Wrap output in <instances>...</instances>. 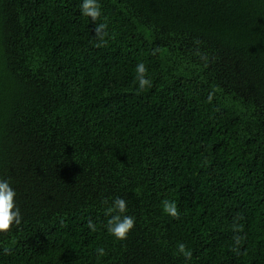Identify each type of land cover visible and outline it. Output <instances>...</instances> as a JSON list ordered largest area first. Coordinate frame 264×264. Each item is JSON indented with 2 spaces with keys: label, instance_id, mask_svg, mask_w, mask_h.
Masks as SVG:
<instances>
[{
  "label": "trees",
  "instance_id": "trees-1",
  "mask_svg": "<svg viewBox=\"0 0 264 264\" xmlns=\"http://www.w3.org/2000/svg\"><path fill=\"white\" fill-rule=\"evenodd\" d=\"M81 2L0 0V264H264V0Z\"/></svg>",
  "mask_w": 264,
  "mask_h": 264
},
{
  "label": "clouds",
  "instance_id": "clouds-1",
  "mask_svg": "<svg viewBox=\"0 0 264 264\" xmlns=\"http://www.w3.org/2000/svg\"><path fill=\"white\" fill-rule=\"evenodd\" d=\"M80 12L85 17H90L93 22L100 19L101 6L99 0H82L80 4ZM107 28L106 23L96 24L95 31L98 34L104 32ZM197 43H199L197 41ZM197 55H199V50L197 49ZM206 59V57H204ZM136 79L137 87L141 90L145 88H151L152 81L147 77V68L144 63H138L136 65ZM212 99L209 96V101ZM16 191L11 186L8 179L0 178V233H7L14 225H19L22 220L20 209L16 203ZM163 211L172 216H178L176 204L172 201H164ZM127 212V202L121 197H116L112 200L110 206L106 209V215L111 218L107 224V231L118 241H123L127 239V236L134 228L135 220L133 216L126 215ZM89 228L95 231L92 224H89ZM179 254L183 255L184 258L190 259L192 253L186 249L184 244H179L177 247ZM98 256L105 255L104 249H97Z\"/></svg>",
  "mask_w": 264,
  "mask_h": 264
}]
</instances>
